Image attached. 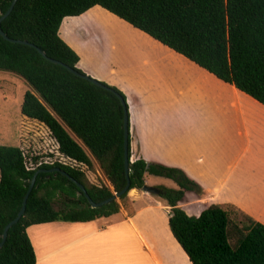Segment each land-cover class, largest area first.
Masks as SVG:
<instances>
[{"label": "trees", "instance_id": "16d2710c", "mask_svg": "<svg viewBox=\"0 0 264 264\" xmlns=\"http://www.w3.org/2000/svg\"><path fill=\"white\" fill-rule=\"evenodd\" d=\"M12 1L0 0V17ZM94 6L264 105V0H16L0 25L9 38L27 41L84 74L78 54L59 36V28L65 17L80 16ZM35 47L0 35V70L29 85L22 115L43 124L59 154L73 163L39 162V157H32L34 167H29L20 147L0 145V241L5 225L22 207L34 172L59 169L38 173L23 215L9 228L0 248V264H36L29 226L108 218L119 213L118 200L127 199L124 193L92 208L79 187L62 174L84 185L94 202L105 201L126 186L123 107L116 94L125 96L113 86L101 82L105 86L101 87L74 75ZM92 158L112 188L87 180L80 166L92 168ZM146 173L177 184V189L157 187L156 196L169 206L168 226L192 264H264L262 223L229 204L210 205L198 216L188 215L178 204L187 192L201 194V188L181 169L142 157L129 163V191L145 185Z\"/></svg>", "mask_w": 264, "mask_h": 264}, {"label": "crops", "instance_id": "0c3cea01", "mask_svg": "<svg viewBox=\"0 0 264 264\" xmlns=\"http://www.w3.org/2000/svg\"><path fill=\"white\" fill-rule=\"evenodd\" d=\"M97 7L102 8L94 6L80 16L65 18L80 20ZM65 18L59 36L78 54V66L90 58L95 77L116 85L101 69H113L122 44L106 35L99 38L96 29L93 35L99 48L94 44L81 48L74 33L79 22L69 21L63 28ZM85 28L87 36L90 29ZM143 41L148 54L132 63L142 71L130 77L134 95L127 98L134 109L129 116L130 161L142 157L176 167L194 181L201 194L187 192L178 204L187 214L195 211L197 216L210 205L229 204L264 225V105L155 39ZM23 82L20 76L0 70V119L5 104L19 103L21 110L27 88L21 90L18 84ZM118 89L128 87L118 85ZM148 176L144 175V182L153 186ZM127 199L130 212L118 200L119 213L108 218L29 226L36 264H116L109 262L113 259L109 249L123 246L130 251V264H192L170 231L166 202L135 188Z\"/></svg>", "mask_w": 264, "mask_h": 264}, {"label": "rangeland", "instance_id": "374dc122", "mask_svg": "<svg viewBox=\"0 0 264 264\" xmlns=\"http://www.w3.org/2000/svg\"><path fill=\"white\" fill-rule=\"evenodd\" d=\"M95 9L96 10H92L91 12L87 13L80 20H77L78 18H65L63 22V28L69 21L74 23L79 22V27L74 30V33L76 32L77 34L78 42L81 48L89 49L91 48L92 44H94L97 49L99 48V46L96 44L97 41L94 37L95 35H93V33H97L96 29H98L100 34L99 38H101L102 35H106L107 37L113 38L122 44V47L119 49V55L121 57L115 61V64H113V69H106L104 67L101 69L103 73L108 74L109 80L116 85H111L106 81L95 77V74H97L96 70L94 69L95 64L91 63L90 58H87V62L82 63L79 68L84 74H87L90 77L109 86H113L116 89H118V85H126L128 90H118L125 96L128 115H133L134 109L130 108L127 101V98L133 99L132 96L134 95L130 92L131 81L129 80L132 75L136 76L137 73L142 70L135 69L132 63L134 61H141L143 57L148 54L149 47L143 40L150 37L146 33L132 27L130 24L118 18L114 14L106 12L104 9L99 7ZM83 24L88 27H83ZM96 26L97 28H95ZM82 28L90 29V34L85 36L83 34L84 30H82ZM60 33L63 36V29ZM120 70L123 71L120 72ZM18 86L21 90L24 88L25 90L26 88L27 90L30 89L26 82H23V85L18 84ZM1 107H3V105H1ZM3 110L5 112V116L4 118L0 119V145L20 147L27 156L29 167H34V165L31 163L32 157H39V162L53 163L54 161H59L65 164L73 163L59 154L54 139L49 134L50 132H48L47 129L40 124V122L24 120L19 103L18 105L13 103L5 104ZM80 168L83 170L87 180L91 184H103L112 188L95 159H93L92 168L88 169L84 165H81ZM148 182L156 188L159 186L171 189L178 188L174 181L166 177H155L154 175H150L148 176ZM122 205L128 212H130V202L128 199H125L122 202ZM54 207L58 208L59 206L58 204H55ZM161 212L165 214L164 210ZM189 214L195 216L196 212L190 211ZM157 215L162 217L159 214ZM236 218H239V216ZM230 241L232 244L234 243L233 239ZM109 252L113 255V259L110 257L109 262L114 261L116 264H130V260L132 261V257H130V251H128L124 246L121 249L115 248L112 250L110 248ZM114 257L116 258L114 259Z\"/></svg>", "mask_w": 264, "mask_h": 264}, {"label": "water", "instance_id": "95a60500", "mask_svg": "<svg viewBox=\"0 0 264 264\" xmlns=\"http://www.w3.org/2000/svg\"><path fill=\"white\" fill-rule=\"evenodd\" d=\"M16 3V0H13L10 7L8 8V10L0 17V23L2 20H4L6 17H8V15L10 14V12L12 11L14 5ZM0 35L7 41H10V42H15V43H22V44H29L30 46H33L35 47L33 44H30L28 43L27 41H23V40H15V39H11L9 38L4 32L3 30L1 29V25H0ZM37 49V51L44 57L46 58L47 60L51 61V62H54L56 64H60L62 66H64L68 71H70L71 73H73L74 75L78 76V77H81L85 80H88L90 82H92L93 84L95 85H98V86H101V87H105L100 81L90 77L89 75L87 74H82V73H79L78 71L74 70L73 68L63 64L62 62L60 61H57L55 59H52V58H49L43 51H41L38 47H35ZM116 96L119 98L120 102H121V105L123 107V155H124V172H125V175H126V179H127V184L126 186L118 193H114V195L112 197H110L109 199L105 200V201H101V202H94L90 196L88 195L84 185H82L81 183L77 182L75 179H73L72 177H70L67 173L65 172H62L63 175H65L66 177H68L73 183H75L81 193H83V195L85 196V198L87 199L88 203L90 204V206L92 208H96V207H99V206H102L106 203H108L109 201H112V200H117L119 199V197L124 194V193H128L129 192V185H130V180H129V163L131 162L130 161V157L128 155V151H129V115H128V108H127V104H126V100L119 94H116ZM41 171H49V172H53V171H59L58 168H54V169H50V170H43V169H39L37 171L34 172L33 176H32V179L30 181V185L28 187V190L24 196V199H23V202H22V207L21 209L19 210V212L17 213L16 217L14 219H12L10 222H8L4 229H3V232H2V235H1V241H0V248L2 247V245L4 244L5 240H6V237H7V233H8V230L9 228L14 225L20 218L21 216L23 215L24 211H25V207H26V201H27V198L31 192V190L33 189L34 185H35V181H36V178H37V175L39 172ZM142 191L144 192H147L149 194H152V195H158L159 194V190L158 188L156 187H153V186H149V185H144L142 188H141Z\"/></svg>", "mask_w": 264, "mask_h": 264}]
</instances>
